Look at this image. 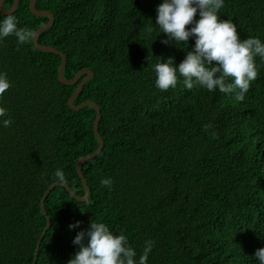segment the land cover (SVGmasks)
Returning <instances> with one entry per match:
<instances>
[{"label": "trees", "instance_id": "trees-1", "mask_svg": "<svg viewBox=\"0 0 264 264\" xmlns=\"http://www.w3.org/2000/svg\"><path fill=\"white\" fill-rule=\"evenodd\" d=\"M13 1L4 0V8ZM160 3L36 0L38 10L54 15L38 42L66 56L63 77L93 72L73 103L99 105L104 146L81 168L87 201L60 185L46 197L51 225L35 264H67L79 251L73 239L91 222L125 235L137 264L147 240L154 247L146 264H260L254 253L264 248V58L254 57L258 76L243 101L235 98L239 89L187 90L179 73L175 88L160 90L155 65L171 57L178 66L195 45L194 36L187 44L161 42ZM12 15L18 28L33 32L49 20L31 12L30 0H20ZM217 15L235 24L241 40L264 43V0H224ZM5 18L0 12V23ZM61 62L33 40L0 38V74L10 83L0 96L7 110L0 117V264L33 263L47 224L40 201L56 170L78 196L86 194L76 164L98 148L96 110L70 108L87 73L64 84ZM105 178L110 188L101 184Z\"/></svg>", "mask_w": 264, "mask_h": 264}, {"label": "clouds", "instance_id": "clouds-1", "mask_svg": "<svg viewBox=\"0 0 264 264\" xmlns=\"http://www.w3.org/2000/svg\"><path fill=\"white\" fill-rule=\"evenodd\" d=\"M224 6V0H162L157 6L156 22L161 32L166 34L163 44L181 42L187 44L190 37H195V45L187 51L185 58L175 65L173 58L155 65L156 86L163 91L175 88L177 73L183 77L187 90L198 84L209 91L218 89L221 93L236 92V100L243 101L250 88V82L257 79L258 70L254 57L264 58V43L259 38L241 40L235 24L227 19H220L217 12ZM199 14V19L195 17ZM14 15L8 13L0 23V38L15 35L19 44L30 42L35 33L28 28H18ZM188 25H193L188 28ZM228 78L233 82L229 83ZM6 74H0V96L9 89ZM7 116V110L0 107V117ZM11 119H4L3 126L10 127ZM210 127L209 125L205 126ZM54 179L57 183H66L61 170H56ZM111 178L101 180V184L110 188ZM79 221L69 228L79 226ZM86 241V243H85ZM79 245V251L67 264H137L135 250L128 246L125 235H114L104 223L91 222L87 230H81L72 241ZM154 247V241H145L143 253L138 264H146ZM254 256L264 264V248H258Z\"/></svg>", "mask_w": 264, "mask_h": 264}, {"label": "water", "instance_id": "water-1", "mask_svg": "<svg viewBox=\"0 0 264 264\" xmlns=\"http://www.w3.org/2000/svg\"><path fill=\"white\" fill-rule=\"evenodd\" d=\"M19 1H20V0H14L12 6H11L9 9H5L4 6H3V2H4V0H0V12H1L2 14H4V15H7L8 13H11V14H12V13L16 10ZM30 10H31V12H32L34 15H36V16H48V17H49L48 22L45 23L44 25H42L41 27H39V28L34 32L35 35H34V38H33L32 40H33V42H34V44H35V46H36V48H37L38 50H41V51H48V52H54V53H57V54L61 55V57H62V62H61V64H60V66H59V71H58V78H59V80H60L62 83H64V84H74L75 82H77V81L79 80V78H80L84 73H87V75H86V76L80 81V83H79V85H78V87H77V90H76V91L71 95V97L69 98V100H68V105H69L70 108L73 109V110L80 109V108H82V107H84V106H87V105H89V106H93V107L95 108V110H96V117H95L94 122H93V129H94V133H95V135L97 136V138H98V140H99L98 148H97L93 153L88 154V155L83 156V157H80V158L77 160V164H76V169H77V172H78V174H79V176H80V178H81V180H82V182H83V185H84V187H85V189H86V194H85L84 196H78V195L74 192V190H72V189L69 187V185H67V184H65V183H64V184H60V183H57V182L52 183V184L47 188L46 192L44 193V195L42 196L41 201H40V207H41V210H42L43 213L47 216V211H46V209H45V199H46V197L48 196V194L50 193V191H51L54 187H56V186H58V185L63 186L64 188H66V189L70 192V194H71L73 197H75L77 200H79V201H82V202L84 201V202H85V201H87V200L89 199L90 194H91V190H90L89 185L87 184V181H86L84 175L82 174V170H81V168H82V165H83L84 163H86L89 159H91V158L97 156V155L100 153V151L102 150V148H103V146H104V141H103V138H102V136H101V134H100V132H99V129H98V127H99V121H100V117H101V110H100L99 105L96 104L95 102L91 101V100L84 101V102H82V103H80V104H78V105H75V104L73 103L74 98H75L76 96H78V95L82 92V89H83L85 83L91 79V77H92V75H93V72H92L89 68H83V69H81V70H80V71H79V72H78V73H77L72 79H70V80L65 79V78L63 77V69H64V67H65V65H66V56H65L62 52H60V51H58L57 49H55L54 47H52V46H50V45H46V44H40V43L38 42V37H39V35H40L43 31L47 30L48 28H50V27L52 26V24H53V22H54V15L51 14L50 12H48V11H45V10H38V9L36 8V0H30ZM50 225H51V220H50V218L47 216V224H46V227L44 228L43 232L41 233V235H40V237H39V239H38V242H37V245H36V249H35V254H34V261H33L32 264H35V261H36L37 255H38V250H39L40 243H41V241H42V239H43V237H44L46 231L49 229Z\"/></svg>", "mask_w": 264, "mask_h": 264}]
</instances>
